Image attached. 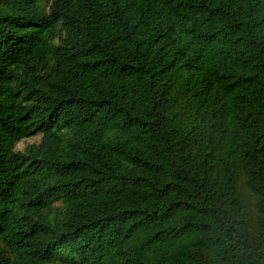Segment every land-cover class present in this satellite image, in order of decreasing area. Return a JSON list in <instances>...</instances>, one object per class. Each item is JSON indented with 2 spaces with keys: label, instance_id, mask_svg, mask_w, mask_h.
<instances>
[{
  "label": "trees",
  "instance_id": "16d2710c",
  "mask_svg": "<svg viewBox=\"0 0 264 264\" xmlns=\"http://www.w3.org/2000/svg\"><path fill=\"white\" fill-rule=\"evenodd\" d=\"M0 264H264V0H0Z\"/></svg>",
  "mask_w": 264,
  "mask_h": 264
},
{
  "label": "clouds",
  "instance_id": "9594fccd",
  "mask_svg": "<svg viewBox=\"0 0 264 264\" xmlns=\"http://www.w3.org/2000/svg\"><path fill=\"white\" fill-rule=\"evenodd\" d=\"M26 141H35V142L31 143V144H37L38 141H39V138L31 139V140H26ZM26 141H24V142H26ZM24 142H22V143L18 146V149H19V150L24 149L27 145H31V144H25L23 147H20Z\"/></svg>",
  "mask_w": 264,
  "mask_h": 264
},
{
  "label": "rangeland",
  "instance_id": "374dc122",
  "mask_svg": "<svg viewBox=\"0 0 264 264\" xmlns=\"http://www.w3.org/2000/svg\"><path fill=\"white\" fill-rule=\"evenodd\" d=\"M33 142H35V141H26V142H24L20 147H23L25 144H31V143H33Z\"/></svg>",
  "mask_w": 264,
  "mask_h": 264
}]
</instances>
